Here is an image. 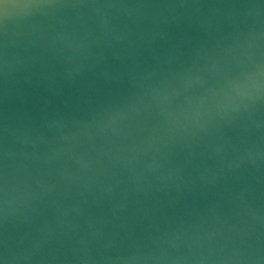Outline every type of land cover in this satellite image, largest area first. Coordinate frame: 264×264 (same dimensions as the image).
Wrapping results in <instances>:
<instances>
[{
  "label": "water",
  "instance_id": "obj_1",
  "mask_svg": "<svg viewBox=\"0 0 264 264\" xmlns=\"http://www.w3.org/2000/svg\"><path fill=\"white\" fill-rule=\"evenodd\" d=\"M0 264H264V0H0Z\"/></svg>",
  "mask_w": 264,
  "mask_h": 264
}]
</instances>
